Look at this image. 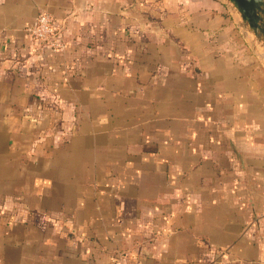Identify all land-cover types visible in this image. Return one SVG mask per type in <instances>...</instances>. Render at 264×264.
I'll return each instance as SVG.
<instances>
[{
    "label": "crops",
    "instance_id": "obj_1",
    "mask_svg": "<svg viewBox=\"0 0 264 264\" xmlns=\"http://www.w3.org/2000/svg\"><path fill=\"white\" fill-rule=\"evenodd\" d=\"M0 264H264V40L231 2L0 0Z\"/></svg>",
    "mask_w": 264,
    "mask_h": 264
},
{
    "label": "built area",
    "instance_id": "obj_2",
    "mask_svg": "<svg viewBox=\"0 0 264 264\" xmlns=\"http://www.w3.org/2000/svg\"><path fill=\"white\" fill-rule=\"evenodd\" d=\"M26 34L37 47L45 46L56 53L64 49L63 24L50 14L42 12L35 22L26 29Z\"/></svg>",
    "mask_w": 264,
    "mask_h": 264
},
{
    "label": "water",
    "instance_id": "obj_3",
    "mask_svg": "<svg viewBox=\"0 0 264 264\" xmlns=\"http://www.w3.org/2000/svg\"><path fill=\"white\" fill-rule=\"evenodd\" d=\"M243 22L264 40V0H228Z\"/></svg>",
    "mask_w": 264,
    "mask_h": 264
}]
</instances>
